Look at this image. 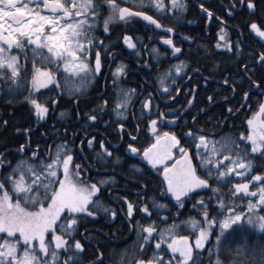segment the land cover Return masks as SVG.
<instances>
[{
  "label": "snow or ice",
  "instance_id": "1",
  "mask_svg": "<svg viewBox=\"0 0 264 264\" xmlns=\"http://www.w3.org/2000/svg\"><path fill=\"white\" fill-rule=\"evenodd\" d=\"M238 3L239 7L230 2L224 9L226 14L231 16L237 11L250 10L251 14L256 15V19L250 23L246 22L245 27L264 38V0H238ZM134 6L151 9L160 14L175 12L177 16L186 7L181 0H135ZM199 7L202 13L216 18L203 3L199 4ZM102 8L106 9L107 14L103 15L101 21ZM133 17L142 18L143 21L149 22L150 27L154 25L155 29L162 28L161 23L150 15L148 10L134 11L133 8L117 3V0H0V95L14 98L27 88L25 101L34 107L38 117H44L47 111L45 104L33 98L32 93L51 83L56 78L57 71L63 69L75 78L73 89L78 97L79 86L86 84L91 75L102 70L101 48L107 53V49L112 47L101 41L95 33L102 28L103 33L110 34L111 24L116 21L127 23ZM224 27L218 31L225 44L218 43L217 47L228 46L227 37L223 34ZM166 33L172 34L174 29L167 27ZM122 38L129 48H135L127 31ZM160 39L164 44L171 46L173 53L181 52V49L173 44L170 35L161 36ZM29 51L31 67L27 63ZM235 52L238 57L241 56L239 41L235 45ZM251 55L253 61L260 65V71L264 73V51H253ZM92 56L94 60L91 59ZM48 64L54 66L52 70L40 66ZM183 67L184 62L181 61L175 66V72L182 73ZM239 68L241 79H234L231 86L225 79L223 84L225 87H231L235 94L236 88L243 87V80L246 79L248 88L243 90V99L240 101L246 104L250 92L259 94L264 91V75L253 78L249 74L251 68L248 63L240 65ZM125 70L124 66L117 65L113 74ZM165 79L168 77L162 75L158 84L166 88L164 95H167V91L175 85L165 84ZM68 81L69 77L65 76V83ZM73 89L68 91L71 93ZM176 91L179 92L180 89L177 88ZM132 94L131 89L117 91L113 100V112L117 117L125 115ZM50 103L55 105L57 101L52 99ZM192 103L193 100L189 97L188 106ZM97 108L92 111L95 112ZM149 108V99H143L142 110ZM228 111L231 112V108ZM85 116L87 120H97L95 115L86 113ZM261 116H264V100L260 101L258 110L247 119V134L240 133L238 137L214 139L211 134H201L199 129L194 131L192 127H188L183 133V140L189 145H194L192 154L181 143L176 133L157 131L158 120L167 118L170 122L176 121L174 113L165 117L161 112L158 117L147 121L151 142L142 152L134 146L138 137L132 132L125 133L130 137L125 153L140 157L153 167L161 165L167 193L177 203L195 196L196 191L193 190L211 189L214 196L219 197L209 200L210 204L218 205V210L213 208L211 212L204 199L199 197L197 203L202 210L198 215L202 216L203 220L189 218L183 222L190 224L195 230L194 246L197 250L205 247L204 242L209 239L210 231L215 232L218 241L229 230L237 227L243 229L245 224L264 231V215L256 212L257 209L264 212V166L254 165L253 159L250 158V154H259V158L264 160V119H260ZM192 118L195 120L196 116L193 115ZM125 123L127 121L117 126L123 129ZM7 126V122H3V127ZM27 131L24 129L25 133ZM67 135L65 131L64 137ZM59 139L62 142L56 144L55 151L45 153L44 156L38 154L39 146L37 149H31L30 145L19 144L20 154L30 151V156L18 160L14 165L6 162L3 159L4 153H0V167L8 169L0 176V264H83V236L79 239L75 236L80 231V225L88 217H96L98 210L103 208L96 197L101 190L100 186H106L107 179L111 178L101 179L96 183L89 181L88 170L73 163V148L69 147L68 141L63 137ZM84 139L91 147L92 137L88 135ZM72 144L75 147L74 139ZM99 147L100 152L95 159L105 162L112 160L111 146L105 147L104 141L101 140ZM174 149H178L175 155ZM76 151L79 153L81 149L76 148ZM255 167H261L262 170L253 172ZM129 170L139 172L135 164L129 165ZM198 172H204L205 176L199 175ZM245 173H249L250 178L245 176ZM234 177L241 178V182L233 183L227 194L228 198L224 199V194L219 193L215 185ZM237 193L242 195L238 197ZM237 199L241 201L240 206L235 203ZM245 200L246 205L243 204ZM122 203H126L129 218H133L134 211L144 214L150 212L143 201L137 203L135 209L134 204L127 202L126 197ZM240 207H243V211ZM165 208L167 205L153 202L154 210ZM103 211L105 215H116V211L111 208H103ZM144 219L150 220V216H145ZM179 227L180 225L173 223L161 228L157 233L152 222L141 225L137 221L139 248L146 250L152 244L155 247L147 259L141 258V252L140 256L134 259V264H194V255L195 264H199L201 253H193L189 237L174 234ZM46 235L50 236V239H46ZM154 236L158 238L152 239ZM88 239L92 240L94 237L89 236ZM96 251L97 256L91 264H104V255L99 252V247ZM208 252H212L211 247ZM176 253L179 254L178 258ZM252 262L264 264V245H260L258 249L253 248ZM130 264L133 262L130 261ZM211 264H221V261L217 258L212 260Z\"/></svg>",
  "mask_w": 264,
  "mask_h": 264
},
{
  "label": "flooded vegetation",
  "instance_id": "2",
  "mask_svg": "<svg viewBox=\"0 0 264 264\" xmlns=\"http://www.w3.org/2000/svg\"><path fill=\"white\" fill-rule=\"evenodd\" d=\"M181 2L187 7L184 11L186 18L181 24V29L176 26H167L166 19L165 22L161 21L163 19H157L162 28L155 29V26H151L149 29L143 28L141 31L145 33V36L143 38L139 36L141 37L139 39L134 36V33L139 30L110 29V34L103 33L106 35H102L103 30L97 31L95 35L112 47L107 49V53L101 48L102 70L91 75L86 84L79 86L78 97L75 94V89H73L75 78L72 77L71 73L64 72L63 69L57 71L56 78L51 83L34 91L36 98L42 100L39 103L45 104L47 109L44 117H38L35 114L37 122L41 124L39 129L41 141L38 154L44 156L45 153L54 152L56 144L62 142L59 137H63L64 140L68 141L69 147L73 148V163L80 164L81 167L88 170L87 179L89 181L96 183L101 179L111 178L107 179L106 186H100L101 190L96 198L103 208L115 210L116 215L112 216L111 213L105 215L103 208L99 209L96 217H88L80 225V231L75 236L78 239L83 236L82 244L94 251L95 257L97 256L98 244L102 245L103 247L99 249V252L104 255V264H110L107 260L116 257L119 251L128 249L132 243H136L139 248L136 232L137 221L141 225L152 222L156 232L159 233L161 228H166L174 223V217L180 218V214L174 216L173 212L184 211L186 215L182 221L185 222L189 220L187 213L191 209V205L187 203L188 200H182L179 204L176 200L168 197L161 165L153 167L147 164V161H142L140 157H133L131 154L125 153V148L130 142V137L125 133L132 132L138 137L134 146L142 152L143 148L151 142V133L147 130V121L158 117L161 112L165 114V117H168L169 113H174L176 121L170 122L167 118L158 120L157 131L176 133L181 143L192 154L194 145H189L183 140V133L188 127H192L194 131L199 129L201 134H211L214 139H219L223 137L222 130L225 128L226 121L232 119L228 128L240 129L246 135V121L253 112L257 111L264 96V91L259 94L250 92L247 103L243 104L240 103L243 97H235L233 91L226 94L222 93L224 92V84L218 79L221 71L217 69L220 66L217 61V52L222 51V47H217L218 30L227 26L224 27V32L239 34L241 32L239 28L248 21L250 23L256 18V15L251 14L250 10L237 11L231 16L226 14L225 7L230 2L239 7L238 0H217L215 19L202 13L199 4L203 3L204 0H181ZM193 6L197 9L195 16L201 15V18H206V22H208H205L206 25L201 21L197 24L194 23V15L191 12ZM228 11L230 12L231 9ZM207 18L214 20L213 27H209L211 19L209 21ZM239 19H242L244 23L238 25L236 22ZM230 20H235V22L231 23ZM167 27L173 28L174 33H166ZM246 28L252 36L253 34L257 36L256 39L260 38L250 28ZM125 31L131 37L135 45L134 49L124 44L122 37ZM166 35L171 36L173 44L181 49L180 53H173L171 46L164 44L163 40L160 39L161 36ZM189 37L190 39H188ZM251 43V41L247 44L240 41V50H243L244 47L250 50ZM261 43L264 44V38H262ZM232 47L235 49V45L227 46L228 49H232ZM247 58L253 57L247 55ZM91 59L94 60V56ZM181 61L184 62L182 73H176L175 66ZM245 63L249 64L251 68L249 74H252L254 61H244L241 65ZM230 64L237 65L233 61ZM117 65L124 66L126 70L114 75L113 70ZM53 67V65L48 64L50 70ZM237 73H241L240 68L234 67L229 70V74L233 77ZM30 75L29 73V77ZM162 75L168 77L164 81L165 84L174 83L175 85L167 91V95H164L166 88L158 84ZM65 76L69 77L67 84L65 83ZM177 88L180 89L179 92L176 91ZM68 89H73V91L70 93ZM129 89L133 90V94L127 105L125 115L117 117L113 112V100L116 98L118 90L127 91ZM189 97L193 100L190 106H188ZM52 99L57 101L55 105L50 103ZM77 99H79V103H77ZM143 99H149V109L142 110ZM228 102L233 103L229 107L231 112L228 111L229 108L222 109V106L228 105ZM253 104H256L254 109ZM94 108H97L95 112L92 111ZM86 113L95 115L97 120H87ZM193 115L196 116L195 120L192 118ZM262 117L264 119V116ZM124 121H127L124 128H119L117 125ZM105 122H107L106 126ZM65 131L68 133L66 137H64ZM54 133L57 134L54 135ZM88 135L92 137L91 147H89L88 141L84 139ZM73 139L75 140V147L72 144ZM101 140L104 141L105 147L111 146L112 160L105 162L95 159L100 152ZM76 148L81 149V151L77 153ZM177 151L178 149H174L173 155ZM28 157L26 156L24 159ZM80 157L84 159L81 160ZM132 164L137 165L139 172L129 170V165ZM198 174L205 176L204 172H198ZM203 192L205 191H198L195 196H199ZM125 197L127 202L134 204V209L137 203L143 201L149 207L150 212L144 214L134 211L133 218H129L126 212V203H122ZM154 201L167 205V208L154 210ZM192 209L195 208L192 207ZM145 216H150V220L144 219ZM89 236L94 237V239L89 240ZM156 238L158 236L152 237V239ZM106 242H110L113 246H107ZM152 245L154 248L155 245ZM84 249L85 247L82 252ZM138 250L143 251L140 248ZM105 256H107L106 259ZM61 258L63 257L61 256ZM94 258L90 261H83V264H91Z\"/></svg>",
  "mask_w": 264,
  "mask_h": 264
},
{
  "label": "trees",
  "instance_id": "3",
  "mask_svg": "<svg viewBox=\"0 0 264 264\" xmlns=\"http://www.w3.org/2000/svg\"><path fill=\"white\" fill-rule=\"evenodd\" d=\"M117 3H120L122 6L133 8V10L141 11V10H148L150 15H153L155 19H163L161 21L165 22V19L167 20V26L171 27H177L179 29L182 28V22L185 21L186 16H184V11L187 9H183V11L177 16L174 13L171 14H160L156 11H153L151 9H143V8H136L135 6L124 2L123 0H117ZM204 6L212 11L213 16H217V0H204L203 2ZM190 9V8H189ZM197 9L193 6L191 9V12L194 15V23H198L201 21L205 24L206 18H201V15H196ZM101 21L103 20V15L107 14L106 9H101ZM195 13V14H194ZM211 18H207V20L210 21ZM254 18L253 20H255ZM229 22L234 23L235 20H230ZM249 22V21H248ZM260 23L259 21H257ZM208 23V22H206ZM238 25L243 24L244 21L242 19L237 20L236 22ZM169 24V25H168ZM215 24L214 20L211 19L209 22V27H213ZM200 25V24H199ZM206 25V24H205ZM149 25L146 23L138 20L137 18H132L127 23L116 21L113 24L109 26L110 29H126V30H135L138 32L134 33L135 37L143 38L145 36V33L141 31L144 29H149ZM241 32L238 33H228L224 32L223 34L227 37L228 46H234L236 45L237 41H242L243 43L252 42L250 44L251 49H247L244 47L241 51V56L238 57L235 49H228L226 47H222V51L217 52V61L219 62V69L221 71L220 75L218 76V79L220 82H224L225 79H227L228 85L231 86L233 84V80H240L242 74L237 73L234 77L229 74V70H232L234 67L239 69V66L241 63H244V61L253 60V58H247V55H251L249 52H260L264 51V44L261 43L262 38L256 39L257 36L251 33H249L248 29L245 27V25H242L241 28H239ZM99 31V30H98ZM102 31V28L100 29ZM102 35H106L103 34ZM141 36V37H139ZM105 37V36H103ZM217 42L219 44H225V40L220 39V33L217 32ZM141 40V39H140ZM224 49V50H223ZM253 50V51H252ZM29 59L27 61L28 66L31 67V53L29 51L28 53ZM233 61L237 65H232L230 62ZM42 67H48V65H40ZM254 73V75H253ZM253 78H258L261 75H264L260 71V65L257 62H254L252 74ZM30 79V77H29ZM246 86H248L247 80H243V87H237L235 91V97H242V92L244 89H246ZM224 87V94L228 92H232L231 87ZM37 90V89H36ZM35 90V91H36ZM227 91V92H226ZM256 93V92H255ZM28 94V89L25 88L23 93L19 96H16L14 98H10L5 95H0V153H4L3 159L8 162L11 165L16 164L18 160H21L22 158H25L26 156H30L29 151H25L22 155L19 152V144H26L30 145L31 149H37V146L40 145V135H39V129L40 125L37 122V116L35 115V110L33 109V106L29 104L27 101H25L24 96ZM253 96V94H252ZM255 96V95H254ZM32 97L35 98L38 102H42V100L39 98H36L35 92L32 93ZM224 97V96H222ZM234 97V98H235ZM233 103L228 102V105L222 106L223 110H226L230 107ZM256 104H253V109L255 108ZM234 106V105H233ZM52 107V106H51ZM225 114L223 115V117ZM232 120V119H231ZM231 120L226 121L225 128L222 130V136L223 137H238L240 133H243L242 130L237 129H229V125L231 123ZM3 122H7V128L3 127ZM227 126V127H226ZM24 129H27L28 131L25 133ZM48 132V130H47ZM28 136V138H27ZM243 146V145H242ZM250 148V144H249ZM250 158L253 159L254 165H262L264 166V160H261L259 158V154H250ZM262 170L261 167H255L253 169L254 171H260ZM8 169L0 167V176H3L5 172H7ZM232 176V175H230ZM250 178L249 173L245 175ZM241 182V178L234 177L231 180H227L225 182L216 184L215 187L218 189L219 193L224 194V199H227L228 192L230 190V187L233 183ZM213 181L211 180L210 184H212ZM238 197L241 196V193L236 194ZM202 197L204 199L205 205H207L208 210L211 212L213 208H217L218 205L210 204L209 200L212 199H218V196H214V194L211 192V189L206 190L203 193H200L199 196H193L191 199H188L187 203L188 205H191V209L187 213L189 218H195L198 221H202L203 217L198 215L199 212H201V208L198 206V198ZM13 199H15V196H13ZM162 202H165V200H162ZM235 203L240 206L241 201L237 199ZM247 201H243V204L246 205ZM166 204H168L166 202ZM181 204V203H179ZM185 204V203H184ZM176 207V206H173ZM195 208V209H192ZM240 210L243 211V207H240ZM257 214L264 215V212H261L259 209L256 210ZM174 216L180 214V218L176 219L174 217V223L177 225H180L178 231H176L174 234L176 235H186L189 237V243L193 245V253L195 254L197 251L201 253L199 264H211L212 260L219 259L221 261V264H253L252 262V251L253 248H259L260 245H264V231L257 230L255 228H251L247 224H245L243 229L240 228H234L233 230H229L224 236L221 237V239L218 241L215 238V232L210 231L209 232V239L205 240L204 244L205 247L202 249H195L194 246V238H195V230L193 228H189L188 225L183 224L182 220L186 213L184 211H175L173 212ZM182 221V222H179ZM46 239H50V236L46 235ZM107 246L112 247L113 244L110 242H106ZM136 243H132L128 249H124L122 251H119L118 257H111V259L107 260L110 264H130V261L134 264V259L140 256V251L138 250V246H136ZM85 249L82 252V261H90L92 258L95 257L94 251L91 249L89 250V247L87 245H84ZM99 249H102V245L98 244ZM164 247L166 248L167 245L165 244ZM211 247L212 252L209 253L208 249ZM143 256L141 258L147 259L153 252V245L147 247L146 250H143ZM178 258L179 254H175ZM62 256V255H61ZM107 256H105L106 259ZM195 255L193 256L194 264H195Z\"/></svg>",
  "mask_w": 264,
  "mask_h": 264
},
{
  "label": "water",
  "instance_id": "4",
  "mask_svg": "<svg viewBox=\"0 0 264 264\" xmlns=\"http://www.w3.org/2000/svg\"><path fill=\"white\" fill-rule=\"evenodd\" d=\"M134 11H136V10H134ZM134 18H136V17H134ZM137 19L149 25V22H147V21H143L142 18H137ZM153 26H154V25H153ZM262 100H264V96H263V99H262ZM257 110H258V109H257ZM260 119H263V117L261 116ZM246 122H247V121H246ZM245 127H246V129H247V123H246ZM165 185H166V184H165ZM166 188H167V186H166ZM193 191L198 192L197 190H193ZM167 194H168V197H169L170 199L175 200V199L171 198V195H170L169 193H167Z\"/></svg>",
  "mask_w": 264,
  "mask_h": 264
},
{
  "label": "rangeland",
  "instance_id": "5",
  "mask_svg": "<svg viewBox=\"0 0 264 264\" xmlns=\"http://www.w3.org/2000/svg\"><path fill=\"white\" fill-rule=\"evenodd\" d=\"M124 2H126V3H129V4H131V5H135V0H123ZM219 155V154H218ZM248 173H245V175H247ZM229 175H233V174H229ZM237 178H239V177H237ZM190 226V224L188 225V227ZM190 229L192 228L191 226L189 227ZM252 228V227H251Z\"/></svg>",
  "mask_w": 264,
  "mask_h": 264
}]
</instances>
